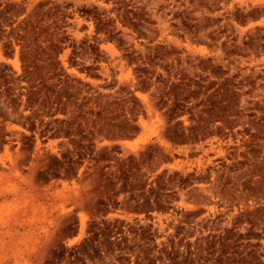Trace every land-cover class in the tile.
Returning a JSON list of instances; mask_svg holds the SVG:
<instances>
[{
	"label": "rangeland",
	"instance_id": "374dc122",
	"mask_svg": "<svg viewBox=\"0 0 264 264\" xmlns=\"http://www.w3.org/2000/svg\"><path fill=\"white\" fill-rule=\"evenodd\" d=\"M0 264H264V0H0Z\"/></svg>",
	"mask_w": 264,
	"mask_h": 264
},
{
	"label": "trees",
	"instance_id": "16d2710c",
	"mask_svg": "<svg viewBox=\"0 0 264 264\" xmlns=\"http://www.w3.org/2000/svg\"><path fill=\"white\" fill-rule=\"evenodd\" d=\"M108 179H109V181L111 180V175L110 176H108ZM103 205L105 206V203H103ZM117 204H115V206H116ZM138 205V204H137ZM137 205H135V206H127V209L129 210V211H134V212H138V210L139 211H144L143 209H144V207H142V209L140 210L138 207H137ZM103 214H106V210L103 212Z\"/></svg>",
	"mask_w": 264,
	"mask_h": 264
}]
</instances>
